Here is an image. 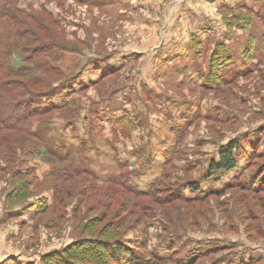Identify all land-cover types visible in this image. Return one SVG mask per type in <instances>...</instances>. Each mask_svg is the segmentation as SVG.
Returning a JSON list of instances; mask_svg holds the SVG:
<instances>
[{
    "label": "rangeland",
    "instance_id": "1",
    "mask_svg": "<svg viewBox=\"0 0 264 264\" xmlns=\"http://www.w3.org/2000/svg\"><path fill=\"white\" fill-rule=\"evenodd\" d=\"M12 76L60 94L26 131L0 124V264L68 250L98 264L81 243L113 238L145 257L264 264V192L189 200L264 177V0H0V81ZM235 138L237 168L208 179Z\"/></svg>",
    "mask_w": 264,
    "mask_h": 264
},
{
    "label": "trees",
    "instance_id": "2",
    "mask_svg": "<svg viewBox=\"0 0 264 264\" xmlns=\"http://www.w3.org/2000/svg\"><path fill=\"white\" fill-rule=\"evenodd\" d=\"M47 44V43H46ZM46 44L39 45L37 48H29L31 51H33L35 54H32L30 57H36L39 61H42V59H45L44 57H41L40 53L49 50L52 52L51 47L47 46ZM44 46V47H43ZM47 52V55L50 54V52ZM39 53L37 56L36 54ZM46 53V52H44ZM51 53V57H52ZM43 56V55H42ZM55 56V55H54ZM56 58V60H60L61 57H53ZM22 69L24 67L20 68L17 70L15 75H21L23 74ZM57 73L59 76L64 75L65 72L62 70H47V73ZM13 75V74H12ZM13 77V78H12ZM10 77L8 81H0V124L3 125L5 128L8 129H15L18 131H26V127L30 125V120L31 117L40 114L43 112H47L52 110V108L55 107V105H51L48 107H40L39 103H41L40 98L43 97H55L56 94L59 95L60 91L59 88L60 86H50L49 84L45 85L44 87L38 88H28V87H21L22 84L21 81L16 79L14 76ZM67 77V76H66ZM46 81H49L51 79L49 77H45ZM76 78V75L74 76H69L64 80H67L68 82L71 80H74ZM52 81V80H51ZM66 81V82H67ZM22 88V90H19ZM43 88V89H42ZM27 91H26V90ZM15 104L17 107V110H20V112L16 115V110L12 112H7V106H9L10 103ZM33 138L39 142L40 145L44 143L42 141L41 137L37 133H33ZM243 148L241 145L240 141L238 139H233L229 141L227 144L223 145L220 148V151L218 153L217 158H212L210 161L209 169L210 170V176L208 179L216 172H221V171H231L238 166L239 158H238V153L239 151ZM258 154V153H257ZM70 170V169H69ZM74 172L76 173H84L89 176H93V174L90 172V170L86 168H75L74 170H71L69 174H73ZM68 174V172H67ZM262 174H260V177L258 178V185H255L254 181L251 184H248L247 181H236L232 184H230L228 187L224 188L223 190L220 191H214V192H209L206 193L204 196L201 197V195H197L193 198H189V200H195V201H202L206 200L212 195H223L227 192L228 189L234 188L235 186H239L240 188L244 190H249L254 193L258 192H264V177H261ZM124 180V179H123ZM128 180V179H127ZM121 181V180H119ZM123 183V182H122ZM187 188L190 189L191 192L193 193H199L201 192L200 189V184L198 182L194 181H189L186 183ZM125 189H128L131 191L135 196L137 197H143L149 195L146 192L141 191L139 188H134L131 185H127L126 183L123 184ZM65 189H60L59 191V196L57 197L59 199V203L65 199ZM81 192V191H79ZM51 206V205H50ZM51 207H54L52 205ZM48 209V207H47ZM87 240V239H86ZM98 239H88L87 241L81 243L83 246L90 245L87 247L88 250L93 252V255L96 259V263L98 264H157L159 262H163L167 259L173 258L169 255V257H165L161 255L159 252L155 251L151 254L150 257H145L144 255L138 254L136 251H134L130 246L127 245V243L123 242L121 239H110V240H105L103 241V245H99ZM102 242V241H101ZM96 244V245H95ZM98 244V245H97ZM218 247V246H216ZM218 249L217 248H212L211 251H207L205 256H209V254H214ZM81 252H85V250H82ZM82 253V254H83ZM84 253V254H85ZM75 252H72L71 250L67 251V256H64V253H59L58 251L56 253H53L49 255L48 259L47 257L44 258L45 264H79V262L82 261H75V256H77ZM83 256V255H82ZM93 257V256H92ZM91 257V258H92ZM93 257V258H94ZM100 257V258H99ZM92 258V259H93ZM99 258V259H98ZM174 260L178 261L179 259L173 258ZM81 260V259H80ZM92 261V260H90ZM180 264H194V262L190 263H185L182 260H179ZM93 262V261H92ZM82 264H87V263H82ZM90 264H92L90 262ZM240 264H250V263H244V261Z\"/></svg>",
    "mask_w": 264,
    "mask_h": 264
}]
</instances>
